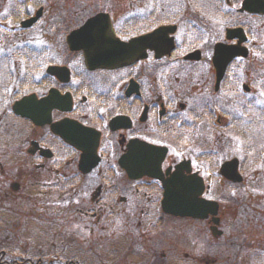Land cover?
Masks as SVG:
<instances>
[{
    "label": "flooded vegetation",
    "instance_id": "af4514ba",
    "mask_svg": "<svg viewBox=\"0 0 264 264\" xmlns=\"http://www.w3.org/2000/svg\"><path fill=\"white\" fill-rule=\"evenodd\" d=\"M11 2V14L16 12V16L12 18L9 14L2 18L3 22L14 23L15 20L18 23L16 29L29 31L41 21L45 0ZM31 4L37 7L33 15L30 12ZM39 10L42 11L38 21L28 29H23V23L35 17ZM101 13L106 14L98 11L94 16ZM112 14H108L106 22H100V25L97 24L83 35L82 42L87 44L86 48L77 51L69 48V55L77 58L74 63L65 58L64 50L61 51L63 25L60 24V28L56 25L59 37L58 42L55 41L57 44L54 42V48L58 54H55L54 49V55L44 51L29 61V69L35 75L24 73L16 89L0 87V264H84L82 250L77 251L79 254L75 251L77 257L70 261L67 259L64 263L60 262L61 257L46 261L51 254L63 255L66 251L64 246L62 249H53L55 252L43 251L45 247L42 245H47L46 233L50 232L47 225V198L53 197L54 202H61L67 190L62 186L75 189L92 186L91 189L88 187L89 207H78V202L76 206L73 205V211L72 206L71 209L65 207L72 211L71 217H75V223L79 219H86L89 226L84 225V231L88 234H93L95 226L105 219L117 216L109 211L114 209L110 203L117 192L111 186H126L123 189H129L127 191L133 194L132 203L141 206L136 205L134 212L139 210L146 222L138 220V230L145 226L151 230L159 227L164 229L157 236L156 246L126 248L122 259L124 264H127L128 252L139 256V260L133 262L135 264L141 261L140 264H186V258L191 259L186 253V219L198 226L200 224L199 227L205 232L208 227L214 239L219 237L214 235L213 228L214 219L217 218L221 230V206L217 217L209 215L204 220L171 215L163 207L164 186H186L172 182L178 175L186 177V174H198L204 179L205 186H210L207 180L212 174H208L207 179L200 169H196V163L211 161L208 171L213 173L217 153L192 154L195 155L193 159L187 156L186 147L195 140L192 139L195 134L200 135V128L202 142L213 139V136L214 140L222 141L240 134L244 144L251 149L255 118L260 116L258 121L261 120V115L255 116L254 113L257 107H254V93H264L263 78L252 86L241 85L243 97L234 101L239 93V66H243L247 58H234L222 72L223 67L217 66L214 61V51L218 43L236 44V41L227 43L218 38L208 44L207 33L203 30L195 34L197 40L194 42L186 28V40L180 42L177 40L178 27L171 54L159 57L152 47L145 48L143 52L115 49L116 41L129 43L152 34L159 25L157 17L147 13L124 15L119 20ZM245 27L249 29V26ZM44 33L47 40L46 27ZM195 51H200V54L187 58ZM135 54H140L135 60L127 58ZM117 55L124 59L116 61ZM4 58L10 60L7 55ZM188 64L193 67L204 64L208 71L198 79L193 75L186 76ZM252 87L256 89L255 92ZM230 95L234 102L229 106L227 97ZM211 130L215 132L214 135ZM234 153L222 161L217 169L219 178L230 184L238 182L223 177L224 165L238 160V171L242 169V160ZM187 167L190 172L186 171ZM205 173H208L207 170ZM53 178L55 182L51 183ZM30 186L40 188L36 203L32 202L31 196L26 201L21 196L23 193L19 194ZM219 186H222L221 183ZM209 194L210 187L204 198L216 201L208 198ZM128 198L123 193L114 202L120 203L117 205L121 213L124 205L129 207ZM15 199L28 204L22 208L18 203L10 206V202ZM70 199L74 201L76 198ZM146 203L150 205L145 206ZM36 207L40 214H35ZM12 208L17 210L11 213ZM20 211L22 216L16 215ZM5 212L10 214L3 216ZM58 218L53 221L55 225L61 220ZM171 221L184 223L183 250L182 247L173 246L168 225ZM101 228L105 230L107 226ZM125 228L128 230V225ZM36 233L42 235L37 237ZM59 236L62 237L55 230L51 238L57 239ZM52 243L53 248L58 245L56 241ZM91 250H85V254H97ZM103 254L114 255L109 251ZM170 255L176 262L170 260ZM201 255L195 256L200 264L217 263V258ZM260 255L258 253V257Z\"/></svg>",
    "mask_w": 264,
    "mask_h": 264
},
{
    "label": "rangeland",
    "instance_id": "374dc122",
    "mask_svg": "<svg viewBox=\"0 0 264 264\" xmlns=\"http://www.w3.org/2000/svg\"><path fill=\"white\" fill-rule=\"evenodd\" d=\"M11 1L12 0H0V13H7L11 10ZM242 1L243 0H225L227 11L226 16L223 12H220L217 15L214 14L215 12L205 15L206 12L204 11V7L200 6L199 8L202 11L194 13L195 18L192 19L191 25H189L190 27H193L195 31H203L207 29V39L209 40V44L213 43V40L218 38L225 40V35L227 34L225 30L228 27H236L244 22L248 24L250 23L249 28L251 34H249V43L247 44L250 49V54L247 61L243 63V66H239V79H237V83L239 84V93L234 101H236L238 97L239 100L243 97L244 90L241 91V85L249 84L252 86L253 83H260V78H263L264 82V17L248 19L247 15H240L238 10L241 8ZM176 2L177 11L175 12V17H177V19H174V17L171 23H179V20L186 21V15L189 14L186 10V2H196V0H185V2L181 4L179 0H176ZM44 7L45 12L41 21L29 31L16 29L18 28V23H15V20L14 23H6L3 22L2 17H0V56H9L10 60L8 61L11 62L8 69L2 68L0 64V87L3 86L5 89H16L19 85L17 82L19 78H22L24 73L26 75H35V72L32 70L30 71V69L27 68L29 61L31 62V60L36 59L44 51H47L49 54H53L52 51L54 49L55 54H58V51L54 48L59 37L58 32L55 29L58 21L60 22L59 24L66 25L64 28H67V24L76 27L98 11H112V17L114 16L119 20L124 15H127L136 9L145 11L149 14L153 8L152 0H45ZM155 7L157 9H161V7H157L156 4ZM36 8L37 7H32L30 9L32 15L37 11ZM208 8L210 9V6H208ZM1 9H4V11ZM172 9H174V7H171V9L167 8L161 12V14L159 13V15L174 12ZM155 16H158L157 12L155 13ZM12 27L15 28L14 31L12 30ZM45 27L47 40L45 39L44 33ZM62 38L63 44H60L61 51L66 48L64 44L65 35H62ZM52 42L53 44H51ZM202 43L204 44L205 41ZM65 53V58L67 60L73 63L77 60V58L71 57L68 52ZM175 57H173L174 60ZM204 66V64H196L194 67L191 64L186 65V76L193 75L195 79H198L202 73H206L208 71L204 68ZM5 70L6 72H4ZM5 73L7 76H5ZM37 74L35 77L38 76ZM2 76L6 78H3ZM211 82L213 83V79H211ZM252 89L254 88L252 87ZM255 91L256 89H254L253 92ZM254 94V107L255 105L257 106L254 109V113L255 116L260 114L261 120L258 121L260 116L258 119L255 118V134L252 133V136L254 137H251V139H254V143L250 150L248 146L244 144V139L242 140L241 136H239L240 134L237 137H229L227 139H223L222 141L217 139L214 140L213 136V139L211 138L208 139L207 142H202L200 141L202 139L201 128L200 135L195 134L196 137L195 135L192 137V139L195 140L190 142L186 147L189 154L187 156H190L192 159L195 156L192 154L202 153L207 155L217 153L218 155L217 158L214 159L216 168L213 170V173L208 171L211 162L209 160H206L204 164L202 161L201 163L197 162L196 169H200L202 175L207 179V175L212 174L210 175V179L207 180L208 184H210V194L208 198H212L214 200L216 199L221 206V230L223 231L222 236L214 239L208 227L205 232L199 227L200 224L198 226L197 223L193 224L191 221L186 219V253H188V257L191 258H186V264H200L197 261V257H195L197 254H202L201 256L203 257L217 258L216 264H264V93L257 91ZM250 96H253V94ZM227 98L228 103H230L228 105L230 106L233 101L231 95ZM211 132V134L214 135L215 132L213 130H211ZM197 151L198 153H196ZM234 152H236L239 159L242 160V173H240L243 176V181L237 184H230L219 178L217 175V169L220 163L225 159L230 158L231 155H234ZM202 165H204L203 168L201 167ZM206 170L208 173H205ZM54 178L51 180V183L55 182ZM62 183L65 184V181H62ZM219 183H221L222 186H219ZM88 187L90 186H83L82 189H75L76 187L72 188V186H62V188L67 190L63 193V200L61 202H54L55 200L53 197L51 198L48 196L47 200L49 201L46 203L48 211L47 225L49 227L48 231L50 232L46 233V239L43 238L47 241V245H42L45 247L43 251L46 253H50L52 251L55 252L56 250L54 251L53 249H62L64 246L66 248V253L64 252L63 255L62 253L60 255L58 253L51 254V256L46 258V261L53 260L56 257H59L60 259L61 257L60 262L64 263L67 259V261H70L73 260V257H77L75 251L79 254L77 251L82 250L84 252L81 257L84 264L86 261H89L90 264H124V260L122 259L126 248L141 246L140 249H143L152 245H157V236L160 233H163L164 229L159 227V230H151L147 226L143 227L141 230L137 229L136 223L138 220H143V222H146V220L141 215L142 213H140L139 210L134 212L136 205L138 207L141 206L137 203H132L133 194L127 191L129 189H123V187L126 188V186H111L112 188H115L117 192L113 202L110 203V206L113 205L114 209L109 211H113V213L117 216L114 218H107L100 225L95 226L93 234L86 233L84 231V225L89 226V224L85 222L86 219H79V222L75 223V217L73 218L71 216L74 208L73 205L77 202L79 203L78 207H89V195H87L89 192ZM91 187L89 189H91ZM39 189L40 188H33L32 186L27 189L25 187V189L19 192V194L23 193L21 196L24 200L31 196L32 202L36 203V201H38L37 195L40 193ZM51 191L52 188H50V192ZM76 191L77 194H75ZM123 193L129 197V207L124 205V209L121 213V208L117 205H120V203L116 202L114 204V202L116 199L118 200V196ZM64 196L66 197L65 199ZM72 197H75L77 201L76 199L72 201V199H70ZM68 198L69 200L67 201ZM15 203H18L21 208L25 207V204H28L27 202L23 203L19 199H15L10 202V206ZM7 204L9 203L7 202ZM146 205L148 206L150 204L146 203L145 206ZM71 206L72 211L65 208L69 207L71 209ZM14 209L15 208H12L10 212L12 213ZM16 210L17 209H15V211ZM10 212L2 214L3 216H7ZM21 213L22 211L18 214H14L22 216ZM35 214H40L38 207L35 209ZM12 216L14 217V215ZM56 218L61 219L57 225L53 222L56 221ZM127 222L128 224H125ZM127 225L128 230L125 228ZM168 225L170 228L169 235L173 237V246L175 248L182 247L183 250L185 233L183 221H171ZM103 226H107V228L103 230V228H101ZM55 230L61 234V238L60 236L57 239H54L53 237L51 238ZM41 235L42 233H36L37 237ZM136 239H138L140 244L137 243ZM54 241H56L58 245L53 248L54 244L52 242ZM105 248L109 249L105 250ZM192 248L194 249L191 250ZM88 249H92L91 251L96 252L97 254L92 256L91 254H85V250L87 251ZM107 251L114 255L105 256L103 253ZM258 253H261L262 255L258 257ZM134 254L135 253L131 252L127 253V264H135L133 262L139 260V256ZM10 255L15 256L13 253ZM170 256V260L172 262H176V260H174L175 258H173L172 255ZM141 262H137V264H140ZM86 264L89 263L86 262Z\"/></svg>",
    "mask_w": 264,
    "mask_h": 264
},
{
    "label": "water",
    "instance_id": "95a60500",
    "mask_svg": "<svg viewBox=\"0 0 264 264\" xmlns=\"http://www.w3.org/2000/svg\"><path fill=\"white\" fill-rule=\"evenodd\" d=\"M242 11L264 14V0H245L243 3ZM35 19H32V21H28L24 25H30L33 21H35ZM106 21L107 15L101 14L93 19H90L80 30L73 32L68 38V42L71 48L73 50L86 48L87 45L82 43L81 38L79 37L87 33L92 28H95L97 24L100 25V22ZM174 29L175 28L173 27L160 28L153 34L140 37L128 44L116 41L114 47L115 49L124 48L126 51L140 50V52H143L145 48L152 47V49H155L157 52H159L158 50H162L163 52H170L173 49L174 44L173 40L169 39V34L173 33ZM227 39H238V44L235 46L218 44L216 46L214 61L217 66L223 67L222 72L225 71L224 69L227 64L235 57L248 56V50L243 46V44L247 41V38L242 28L228 30ZM139 55L140 54H135L132 56H127V58L135 59ZM190 57H192V55ZM121 59H124V57L117 55L116 61H119ZM112 60L110 61L111 63ZM146 149L149 150L148 148ZM128 159L129 158L125 160ZM186 171L190 172L188 168H186ZM222 174L231 180L241 181L240 176L238 177L237 174L236 161L226 163L223 167ZM172 182L178 183L179 185L186 184V186H170L169 184H165V200L163 203V207L165 208V211L167 213L181 217H184L186 215V217H192L196 219H206L209 215H212L214 217L217 216L219 205L216 202L207 201L202 198V195L205 191V186L202 178H200L197 174H186V177L178 175ZM214 223L217 225L218 220L214 219ZM213 231L215 236L222 235V232L218 231V228L216 226L213 228Z\"/></svg>",
    "mask_w": 264,
    "mask_h": 264
},
{
    "label": "trees",
    "instance_id": "16d2710c",
    "mask_svg": "<svg viewBox=\"0 0 264 264\" xmlns=\"http://www.w3.org/2000/svg\"><path fill=\"white\" fill-rule=\"evenodd\" d=\"M157 1L162 2L163 0H154V3L156 4ZM174 1V4L177 5L176 0H172ZM197 1V6L200 7H204V10H209L208 13L215 12V14H219L220 12L224 13V15L226 16V6H225V0H196ZM209 3V4H207ZM208 6H210V9L208 8ZM225 8V9H224ZM211 10V11H210ZM229 23V22H227ZM249 30V29H247Z\"/></svg>",
    "mask_w": 264,
    "mask_h": 264
}]
</instances>
